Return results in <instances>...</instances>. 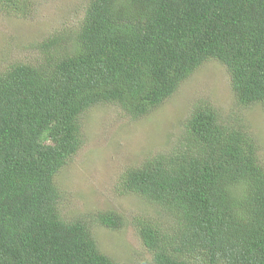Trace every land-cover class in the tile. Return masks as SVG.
<instances>
[{"label": "trees", "instance_id": "obj_1", "mask_svg": "<svg viewBox=\"0 0 264 264\" xmlns=\"http://www.w3.org/2000/svg\"><path fill=\"white\" fill-rule=\"evenodd\" d=\"M32 0L0 11L35 13ZM0 70V264H119L89 220L66 219L56 175L82 145L80 116L111 103L133 119L203 62L224 67L235 100L264 110V0H87L82 16ZM167 151L119 175L153 206L132 219L153 264H264V164L255 137L208 101L192 102ZM90 217L89 219H87Z\"/></svg>", "mask_w": 264, "mask_h": 264}, {"label": "rangeland", "instance_id": "obj_2", "mask_svg": "<svg viewBox=\"0 0 264 264\" xmlns=\"http://www.w3.org/2000/svg\"><path fill=\"white\" fill-rule=\"evenodd\" d=\"M32 1L36 11L30 16L0 11V70L12 62L33 61L38 52L27 44L41 42L52 32L74 24L87 2ZM229 83L224 67L210 59L184 79L169 98L140 118H131L111 103L92 106L82 113V145L56 175L61 216L71 219L96 211L118 212L124 223L115 230L89 220L99 248L119 264H153L132 222L135 216L152 214L153 206L132 193H119L118 177L147 156L167 151L178 134V124L189 114L192 102L199 100L208 101L250 132L264 164V110L259 104L240 105Z\"/></svg>", "mask_w": 264, "mask_h": 264}]
</instances>
